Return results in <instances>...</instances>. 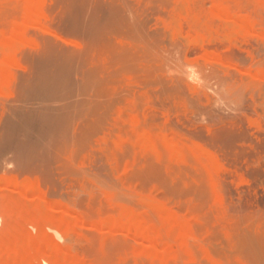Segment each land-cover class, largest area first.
I'll list each match as a JSON object with an SVG mask.
<instances>
[{
    "label": "rangeland",
    "instance_id": "rangeland-1",
    "mask_svg": "<svg viewBox=\"0 0 264 264\" xmlns=\"http://www.w3.org/2000/svg\"><path fill=\"white\" fill-rule=\"evenodd\" d=\"M40 3L31 23L27 0H0V65L26 35L11 80L0 66V264L15 233L47 244L49 264H264V0ZM24 183L50 201L44 230ZM123 207L152 225L164 213L183 254L165 261L110 227L136 222Z\"/></svg>",
    "mask_w": 264,
    "mask_h": 264
},
{
    "label": "bare ground",
    "instance_id": "bare-ground-1",
    "mask_svg": "<svg viewBox=\"0 0 264 264\" xmlns=\"http://www.w3.org/2000/svg\"><path fill=\"white\" fill-rule=\"evenodd\" d=\"M40 3V0H27V4H28V11H29V14L27 15V18H28V20H31L30 22L31 23H33L32 22V20L35 22V21H37V20H39L40 21V19H41V17H42V9H41V3ZM187 3V2H186ZM40 5V8H38V6ZM185 5H187V4H185ZM27 9V8H26ZM40 10H41V12H40ZM218 15H220V13L218 14ZM228 15V14H227ZM222 16V15H221ZM224 16H225V18H226V14H224ZM229 16V15H228ZM223 17V16H222ZM231 16H229V18H230ZM228 18V17H227ZM228 18V19H229ZM233 18V17H232ZM232 18H230V20H233ZM193 19V18H192ZM227 19V20H228ZM219 19H217V21H218ZM38 21V22H39ZM225 21V20H224ZM180 22V21H179ZM222 22H223V20H222ZM226 22V21H225ZM224 22V23H225ZM230 22V21H229ZM16 23V22H15ZM230 23H232L233 24V26H237V28H241L242 30L244 29V28H242L240 25H245V22H244V24H243V22L241 23V21H238V20H236L235 22H230ZM248 23V22H247ZM18 24V23H17ZM24 24H26V23H24ZM27 25V24H26ZM178 25H179V23H178ZM226 25H229V27H230V24H226ZM248 25V24H247ZM247 25H246V28H248L247 27ZM249 25H251L250 23H249ZM14 26H16V25H14ZM224 26H225V24H224ZM232 26V25H231ZM232 26V27H233ZM238 26H240V27H238ZM178 27H180V26H178ZM251 27V26H250ZM15 28V27H14ZM17 28L18 27H16V29H14V30H17ZM233 29H234V27H233ZM180 30V29H179ZM255 30V29H254ZM234 30H232V32H233ZM235 31H237V30H235ZM248 31V30H247ZM252 31V30H251ZM181 32V31H180ZM194 32V31H193ZM243 32V31H242ZM245 32H246V29H245ZM254 32H256V30L254 31ZM1 33V32H0ZM16 33H17V35L19 34V36H17L16 35ZM234 33V32H233ZM15 34V36H17V37H20L19 38V41L18 42H24V40H26V35H24V31H23V29H19L18 28V30L14 33ZM182 34V33H181ZM196 34V33H195ZM210 34V33H209ZM232 34V33H231ZM249 34V33H248ZM253 34V33H252ZM211 35V34H210ZM209 35V36H210ZM250 35V34H249ZM191 36V35H190ZM198 36V35H197ZM232 36V35H231ZM233 36H236V34L235 35H233ZM17 37H15V39L17 38ZM194 37V36H193ZM226 37V36H225ZM224 37V38H225ZM11 38H12V36H11ZM14 38V37H13ZM195 38H196V36H195ZM224 38H222V40H224V41H226V38L224 39ZM228 38V37H227ZM229 38L231 39V37L229 36ZM221 39V38H220ZM230 39H228V41L230 40ZM6 40H7V38H6ZM5 40V41H6ZM9 40V39H8ZM5 41H3V43L5 44ZM10 41H12L11 39L9 40V42L7 41V43H6V45H5V48H6V50H7V64L5 65V67H6V69L4 70L3 68H5V67H3L4 65L2 64V65H0L1 67H3L2 68V70L4 71V74L6 73L7 75V79L9 78V76H8V73L10 72V69L12 68V66H13V64L14 63H16L15 62V59H16V52H17V50H18V45L16 44V43H18V42H12V43H10ZM228 41H226L227 43H228ZM2 42H1V44H3ZM10 44H13V45H10ZM15 45V46H14ZM16 45H17V50H16ZM2 48H4V46H1V49ZM0 52H1V50H0ZM4 59H6V58H4ZM1 62V61H0ZM2 70H1V74H3V72H2ZM4 74H3V76H4ZM1 76V75H0ZM12 76V75H11ZM10 76V77H11ZM5 77V76H4ZM4 77H2V78H4ZM12 79V77L10 78V79H8V80H11ZM8 80H6L7 82H8ZM1 82V81H0ZM3 83V82H2ZM1 83V84H2ZM7 84V83H6ZM5 85V84H4ZM5 87V86H4ZM3 87V88H4ZM141 114V113H140ZM139 114V115H140ZM164 116V115H163ZM162 118V117H161ZM135 119H137V118H135ZM146 119V118H145ZM165 119V118H164ZM168 119V118H167ZM166 119V120H167ZM134 120V119H133ZM135 121L136 120H134L133 121V124H135ZM148 120H146V122H147ZM136 124H137V121H136ZM167 131H168V129H167ZM144 133H146V132H144ZM136 136H138V135H136ZM146 136H148V135H146ZM145 138V136H144V134H143V136L141 135L140 136V138ZM166 137V136H165ZM138 138V137H137ZM149 142V143H151L150 141H149V139H146L145 138V141L144 142H146V146H148L149 145V143H147V141ZM166 140H168V138H166ZM165 140V141H166ZM121 141H123L122 139H121ZM167 142V141H166ZM116 143V142H115ZM122 143H124V142H122ZM167 143H169V142H167ZM144 144V143H143ZM148 144V145H147ZM171 144V143H170ZM169 144V145H170ZM115 145V144H114ZM151 146V145H150ZM167 146H168V144H167ZM171 146V145H170ZM169 146V147H170ZM196 146V148L197 147H199L197 144L195 145ZM133 147V146H132ZM173 147V146H172ZM117 148V147H116ZM125 148V147H124ZM151 148H152V146H151ZM174 148V147H173ZM173 148H171V149H173ZM179 148V147H178ZM135 149V148H134ZM175 149V148H174ZM197 149H199V148H197ZM126 150H128V148L126 149ZM132 150V149H131ZM153 150V149H152ZM200 150V149H199ZM145 151V150H144ZM177 151V150H176ZM204 151H206V153L208 152L206 149H202V152L204 153ZM116 152V151H115ZM118 152V151H117ZM121 152V151H120ZM125 152H127V151H125ZM154 152H155V150H154ZM155 153H157V152H155ZM178 153V152H177ZM192 153V152H191ZM206 153H204L205 155H208V153L206 154ZM211 153V152H210ZM209 153V154H210ZM123 154V153H122ZM159 154V153H158ZM157 154V155H158ZM125 154H123V156H124ZM172 155H174V153L172 154ZM178 155H179V157H181L180 156V154L178 153ZM192 155V154H191ZM120 156H121V154H120ZM208 157V156H207ZM212 157V156H211ZM209 158V157H208ZM194 159V158H193ZM197 159H199L198 157H197ZM216 159V158H215ZM185 160V159H184ZM195 160V159H194ZM211 161H212V164H213V162H214V160L211 158L210 159ZM183 161V160H182ZM215 161H217V160H215ZM186 162V161H185ZM183 163V162H182ZM218 165V164H217ZM216 165H215V163H214V165H213V167L214 168H216L215 167ZM220 166H221V164H220ZM218 167H219V165H218ZM220 168V167H219ZM218 169V168H217ZM221 169H222V166H221V168H220V171H221ZM219 170V169H218ZM218 170H216L218 173L217 174H219L220 173V171H218ZM217 176V175H216ZM221 180V179H220ZM221 182V181H220ZM25 184V183H24ZM18 185V184H17ZM16 185V187H18V190H19V193L22 195V197L24 198V199H26L27 200V204H28V201H30L31 199H32V196L33 197H35L34 199H32L33 201H35V202H37V203H35L36 205H35V207H33V206H30V207H32L33 208V211H29L30 213H29V218H30V220L31 221H34V222H36L37 223V225H39V227H41L40 229H42V230H44L45 229V226H44V224H45V219H49L48 218V215H49V212L48 213H46V214H48V215H46L44 212L48 209V208H50V205L51 204H49V202H47L46 200H45V198L43 197V195H42V193H41V191H40V189H39V187H38V185H34V184H29V183H27V184H25V185H18L17 186ZM215 185V184H214ZM8 199V198H7ZM18 199V198H17ZM16 199V200H17ZM20 199V198H19ZM47 199V198H46ZM149 200V199H148ZM148 200H146V201H148ZM4 201L6 202L7 200L6 199H4ZM146 201H144V202H146ZM17 202V201H16ZM25 202V201H24ZM148 202H152L151 204L150 203H148L149 204V206L150 207H152L151 209L154 211L156 208H158V210L156 209L155 211H159V205H157V207L155 206L156 204H154V202H153V200L152 201H148ZM158 201H156V203H157ZM19 203H21V199L19 200ZM147 203V202H146ZM145 203V204H146ZM17 204V203H16ZM22 204H23V200H22ZM22 204H17V205H22ZM26 204V205H27ZM158 204H160L159 202H158ZM53 205V204H52ZM55 205V204H54ZM153 205V206H152ZM160 206H161V204H160ZM145 207V206H144ZM150 207L148 208V207H146L148 210L150 209ZM20 208V207H19ZM127 207H123V209H125L126 211H124V212H127V213H129V208H127ZM162 208H163V206H162ZM162 208H160L161 210H163V212L165 213V210H164V208L162 209ZM24 211L26 210V208H25V206H24ZM121 210V209H120ZM168 210V209H167ZM24 211H22V213L24 212ZM150 211V210H149ZM142 212H145V209H144V211H142ZM170 212V211H169ZM168 212V213H169ZM117 213V212H116ZM115 213V214H116ZM120 213H122V212H120ZM132 212L130 211V219H132V220H136V222L133 224V225H129V221H127L126 222V224L125 223H123L121 220H120V218H117L118 219V221L117 220H113V218L111 217H109L108 219V222H112V220L113 221H115V223H111L110 224V227H113V228H115L116 227V229L118 228V229H120V231H124V230H126L127 232H131V233H133V234H135L136 235V239H137V237H139L138 239L140 240V239H142L141 241H145V244L148 246V248L149 249H147V250H150L149 251V254L152 252V251H154V252H152L154 255H155V253H157V254H161V256H162V258H163V260H168V258H173V257H175L176 255H178L179 254V256H180V252H182L181 251V249H179L180 250V252H177L178 251V248L176 247L177 246V239H176V234H177V232H178V230H177V232L175 233V230L174 231H170V233H172L171 234V237H173L172 239H174V241H175V243H172V241L170 240V233L168 232H165V231H167L168 230V227H167V224L168 225H170L169 223H167L166 225H165V223L163 224L162 222H164V221H166V218L164 219V220H162L161 221V224H163L162 225V229L163 230H161L160 229V226H158L157 227V224L160 222V220L161 219H159L160 218V216L161 217H163V216H166V215H164V213H162V215H159L158 216V219H157V221H159L158 223H154V225H152L150 222H154V221H156V220H154L156 217L155 216H152L151 214H150V212L148 213H146V215L148 214V219H147V217H146V215H145V218L144 217H141V218H139L138 216H137V214H133V217L131 216L132 214H131ZM159 213V212H158ZM167 213V214H168ZM46 215V217L47 218H43V215ZM125 214V213H124ZM129 214L127 215V216H129ZM139 214H141V212H139ZM45 215H44V217H45ZM117 215V214H116ZM121 215L122 214H120V217H121ZM136 215V216H135ZM175 215H178V214H175ZM123 216V215H122ZM151 216V217H150ZM171 216V215H170ZM179 216V215H178ZM25 217V216H24ZM55 218H56V220H57V223H59V221H58V219H60V218H57L56 216H54ZM153 217H155L154 219H153ZM176 217V216H175ZM180 217V216H179ZM26 219H27V216L25 217ZM134 218V219H133ZM151 218H152V220H151ZM171 218V217H170ZM174 218V217H173ZM177 218V217H176ZM115 219V218H114ZM182 219V218H181ZM30 220H28V221H30ZM51 220H53V218L51 219ZM56 220H55V222H56ZM61 220V219H60ZM111 220V221H110ZM125 220V219H124ZM171 220V219H170ZM174 220V219H173ZM27 221V220H26ZM175 222H176V224L177 223H179L180 221H178L177 222V220H174ZM61 222V221H60ZM83 222V220H81V222H79V224L81 225L80 227H82V223ZM132 222V221H131ZM170 222V221H169ZM183 222V220L181 221V223ZM186 222V221H185ZM185 222H183V223H185ZM188 222V221H187ZM20 223V222H19ZM29 223H31V222H29ZM51 224H53L54 223V221H53V223L52 222H50ZM62 223L63 222H61V225H62ZM65 223V222H64ZM85 223V222H84ZM180 223V224H181ZM183 223L181 224L182 226H183ZM23 223H21V225H22ZM55 224V223H54ZM86 224L87 223H85L83 226H86ZM107 224V223H106ZM109 224V223H108ZM175 224V225H176ZM186 224V223H185ZM185 224H184V226L183 227H185ZM188 224V223H187ZM24 225V224H23ZM36 225V226H37ZM42 225H43V227H44V229L42 228ZM59 225V224H58ZM66 225H68V224H66ZM78 225V224H77ZM90 225H92L91 223H90ZM113 225V226H112ZM156 225V226H155ZM178 225V224H177ZM191 224H189V226H190ZM20 226V225H19ZM18 226V227H19ZM63 226H65V225H63ZM63 226H61V228L63 227ZM171 226H172V224H171ZM182 226H180V227H182ZM195 226V225H194ZM38 227V226H37ZM156 227V228H155ZM176 227V226H175ZM179 227V226H178ZM188 226H186L185 228H187ZM23 228H25V227H23ZM63 228H65V227H63ZM62 228V229H63ZM117 229V230H118ZM122 229V230H121ZM174 229V228H173ZM182 230H184L183 228H181ZM19 230H20V228H19ZM25 230H26V228H25ZM66 230H67V228H66ZM188 230L190 231V227H188ZM188 230L186 229L185 230V236H186V233H187V236H188ZM54 231H56V230H54ZM125 231V232H126ZM164 231V232H163ZM187 231V232H186ZM198 231V230H197ZM22 232V231H21ZM26 232V231H25ZM124 232V233H125ZM174 232V233H173ZM181 232V231H180ZM14 233H15V231H14ZM19 233V232H18ZM59 233V232H58ZM184 233H181L182 235L184 234ZM195 233V232H194ZM198 233V232H197ZM11 234V233H10ZM60 234H61V232H60ZM60 234H58V235H60ZM67 234V233H66ZM128 234V233H127ZM21 235H23L22 233H21ZM28 235V234H27ZM63 235V234H62ZM65 235V234H64ZM175 235V236H174ZM178 236L180 235L179 233L177 234ZM18 236V237H17ZM16 236V233L14 234V237H12L11 239L10 238H8V237H6L5 238V242H6V244H7V240L9 239L12 243H15V246L17 247V248H15V250L13 251V248H12V245L10 246V249H9V251L8 250H6L7 252L5 253V255H4V258L3 259H5L4 260V262L2 261V263H5V264H7V263H9V261L10 260H13L14 259V263L15 264H34V262L33 261H44V263L45 264H49V263H51V262H49V263H47L48 262V260L50 259V253H48V251H47V244H46V246L45 245H39V244H37L38 242H36V244L35 245H33V243L31 244V242L32 241H30L32 238L31 237H29L30 238V240H29V242L30 243H28V242H26V244H24V243H22V241L24 242V237L26 236H22V241H21V237H20V234L19 235H17ZM130 236V235H129ZM134 236V235H133ZM28 237V236H27ZM131 237V236H130ZM135 237V236H134ZM133 237V238H134ZM191 237V236H190ZM190 237H188V239L190 238ZM197 237V236H196ZM4 238V237H3ZM8 238V239H7ZM184 238H187V237H184ZM27 238L25 237V240H26ZM34 239V238H33ZM47 239V238H46ZM135 239V238H134ZM137 239V240H138ZM176 239V240H175ZM180 239H183V236H182V238H180ZM191 239H193V238H190V240ZM3 240V239H2ZM28 241V240H27ZM34 241V240H33ZM179 241V243H181V241L180 240H178ZM185 241V240H184ZM34 242V243H35ZM28 243V244H27ZM47 243V242H46ZM50 243V242H49ZM141 243V242H140ZM183 243V242H182ZM182 243H181V245H182ZM185 243V245H186V241L184 242ZM184 243H183V245H184ZM9 244V243H8ZM43 244V243H42ZM175 244H176V246H175ZM184 245V246H185ZM4 246V245H3ZM7 246V245H6ZM146 246V247H147ZM179 246V245H178ZM188 246V245H187ZM1 247V246H0ZM5 247V246H4ZM145 247V248H146ZM180 247V246H179ZM193 247H195L194 245L191 247V248H193ZM7 248H9V246L7 247ZM177 248V249H176ZM196 248V247H195ZM6 249V248H5ZM12 249V250H11ZM57 249V248H56ZM204 249V248H203ZM65 250V249H64ZM152 250V251H151ZM193 250L195 251L196 249H194L193 248ZM204 250H206V249H204ZM4 251L5 250H3L2 252L4 253ZM12 251V252H11ZM57 251H58V249H57ZM193 251V252H194ZM197 251V250H196ZM195 251V252H196ZM199 251V250H198ZM197 251V254L199 253V252H201V251H199L198 252ZM1 252V251H0ZM9 252H11V254H12V259H10L9 258V261L6 259V254L7 253H9ZM53 252V251H52ZM59 252V251H58ZM66 252H68V251H66ZM138 252V251H137ZM190 252V251H189ZM57 253V252H56ZM135 253V252H134ZM184 253H185V251H184ZM186 253H188V252H186ZM186 253L184 254L185 256H187L186 255ZM62 254H64V253H62ZM69 254H70V252H69ZM141 254H142V250H141ZM140 254V251H139V254L137 253V256L138 255H141ZM181 254H183V252L181 253ZM191 254V253H190ZM197 254H193V255H197ZM148 255V254H147ZM153 255V256H154ZM192 255V254H191ZM192 255V256H193ZM53 256H54V254H53ZM63 256V255H62ZM73 256V255H72ZM160 256V255H159ZM179 256H178V258H179ZM182 256V255H181ZM192 256H190V257H192ZM199 256V254L197 255V257ZM70 258H72L71 256H69ZM189 257V256H188ZM57 258V257H56ZM74 258V257H73ZM155 258V257H154ZM58 259V258H57ZM76 259V258H75ZM182 260L184 259L183 257L181 258ZM188 259H193L192 261H194L195 259H194V256L192 257V258H188ZM187 259V260H188ZM210 259H211V257H210ZM15 260H16V262H15ZM62 260V259H61ZM64 260V259H63ZM74 260V259H73ZM165 260V261H166ZM1 261V260H0ZM36 261V263H38ZM57 262H58V260H56ZM67 262H68V260H66ZM70 261H72V260H70ZM75 261H78L77 259L75 260ZM162 260H160V262H161ZM191 261V260H190ZM215 261V260H214ZM213 260L211 261L212 263L214 262ZM64 262V261H63ZM73 262V261H72ZM164 262V261H163ZM166 262H168V261H166ZM165 262V264H167ZM200 262V260L198 261V263ZM216 262V261H215ZM214 262V263H215ZM1 263V264H2ZM13 263V264H14ZM41 264L43 263V262H40ZM60 263H61V261H60ZM71 263V262H70ZM152 263H153V261H152ZM197 263V264H198ZM58 264V263H57ZM74 264V263H73ZM75 264H82L81 263V261L80 262H75ZM162 264H164V263H162ZM195 264V263H194ZM215 264H217V263H215Z\"/></svg>",
    "mask_w": 264,
    "mask_h": 264
}]
</instances>
